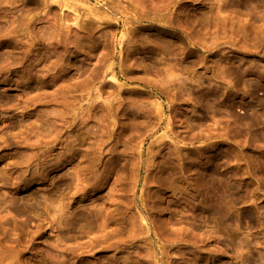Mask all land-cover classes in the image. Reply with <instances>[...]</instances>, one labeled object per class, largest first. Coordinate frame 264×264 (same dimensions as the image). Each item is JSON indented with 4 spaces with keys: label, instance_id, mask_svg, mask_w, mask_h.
<instances>
[{
    "label": "rangeland",
    "instance_id": "rangeland-1",
    "mask_svg": "<svg viewBox=\"0 0 264 264\" xmlns=\"http://www.w3.org/2000/svg\"><path fill=\"white\" fill-rule=\"evenodd\" d=\"M0 264H264V0H0Z\"/></svg>",
    "mask_w": 264,
    "mask_h": 264
}]
</instances>
